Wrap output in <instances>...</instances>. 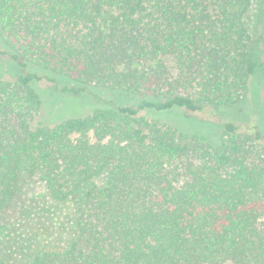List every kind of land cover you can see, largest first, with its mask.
<instances>
[{"label":"trees","instance_id":"obj_1","mask_svg":"<svg viewBox=\"0 0 264 264\" xmlns=\"http://www.w3.org/2000/svg\"><path fill=\"white\" fill-rule=\"evenodd\" d=\"M3 64L0 216L25 180L70 215L0 264H264L263 132L220 122L214 146L157 115L264 94V0H0ZM42 80L137 100L47 127Z\"/></svg>","mask_w":264,"mask_h":264},{"label":"rangeland","instance_id":"obj_2","mask_svg":"<svg viewBox=\"0 0 264 264\" xmlns=\"http://www.w3.org/2000/svg\"><path fill=\"white\" fill-rule=\"evenodd\" d=\"M0 67V81H14L5 69ZM52 84L45 80L34 81L31 86L41 101L39 122L53 127L65 120L85 118L99 104L111 103L114 106H133L136 98L119 92L101 91L90 88L86 97L58 93ZM172 123L178 130L199 137H204L210 144L217 146L218 132L216 126L220 122L233 121L240 124L241 129L259 128L264 134V94L261 79L255 78L241 102L235 110L206 108L203 112L188 113L174 109L157 114ZM38 122V123H39ZM175 124V125H174ZM180 125V127L176 126ZM246 128V129H245ZM217 135V136H216ZM23 191L17 197L13 207L0 216L2 228L0 243L10 240L12 245L25 244L27 248L34 246L39 240H50L64 226L68 225L69 209L66 205H56L48 201L44 188L39 184L25 180Z\"/></svg>","mask_w":264,"mask_h":264}]
</instances>
